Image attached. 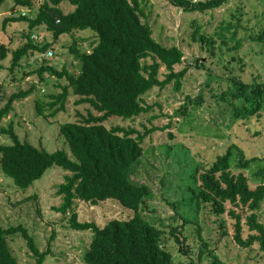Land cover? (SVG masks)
Masks as SVG:
<instances>
[{
    "label": "trees",
    "instance_id": "trees-1",
    "mask_svg": "<svg viewBox=\"0 0 264 264\" xmlns=\"http://www.w3.org/2000/svg\"><path fill=\"white\" fill-rule=\"evenodd\" d=\"M5 1L0 0V5ZM65 1L74 5L69 12L62 7ZM168 1L187 12H204L221 7L228 0ZM36 2L14 0V6L32 9ZM143 14L142 0H46L35 16L26 13L6 19L26 21L29 26V32L25 34L27 42L12 52V70L30 51L47 52L52 46L46 38L42 41L33 38L34 30L39 31V27L44 26L51 32L54 41L64 34L72 35L70 50L81 62L78 73L65 66L59 69L46 59L37 69L40 77L47 73L68 81L61 85V92L51 96L53 101L46 104L54 109L52 114L55 115L66 109L70 95L75 94L78 96L77 104L90 103L99 112L96 114L90 110L87 115H81L80 121H67L60 125L70 152L66 149L50 151L22 139L13 121L8 127H0L1 132L12 140L10 144L0 143V169L13 179L18 188H29L54 165L68 171L57 188L62 202L54 208L63 214H70L69 223L73 229L93 232L91 243L84 253V264H180L164 246L166 230L150 222L142 213V207L153 194L151 186L137 183L131 177L145 152L143 142L146 136L157 127L140 131L132 126L118 124L108 127L104 123L111 117L134 119L149 111L152 105L146 102L144 96L154 87L163 89L171 83L176 90H181L190 69L189 64L177 69L184 62L185 52L178 46H166L158 41L151 25L143 21ZM232 26L228 23L222 27L231 30ZM201 29L202 26L196 24L193 40H199L214 55L217 40ZM85 30L93 31L98 37L91 51L83 49L76 36ZM218 35L224 36L223 33ZM236 35L235 30L233 38ZM251 36L255 41L264 42V29ZM241 45L242 41L237 40L236 46ZM9 53V46L0 43V62ZM201 60L197 59L198 67L204 66L199 64ZM162 67L166 72H161ZM225 68L228 72L223 75L210 70L211 75L225 77L231 83L219 95L221 100L231 104L236 119L243 122L253 118L260 120L264 110V82L245 81L239 69L234 68L237 69L234 72L228 65ZM32 91L33 87L10 95L6 104L0 107V124L14 109L15 100L27 97ZM46 104L37 102L42 115H45ZM261 159L257 155L248 156L245 149L232 143L194 173L196 187H192L191 198L197 202L198 208L209 204L218 216L228 215L232 221L233 238L242 248H250L258 242L264 249V168L256 173L262 180L255 186L245 172L253 162ZM77 199L92 205L114 199L134 214L128 219H111L101 226L95 221L80 219L74 209ZM185 223L171 225L170 228L183 256L192 251ZM220 227L223 234H228L225 219L221 220ZM14 234H21L26 239L35 264L45 263L50 249L42 250L28 227L23 224L6 227L0 223V264H18L8 240ZM209 244L203 241L206 249ZM204 252L201 249V255ZM209 254L214 258V264H225L213 253V249Z\"/></svg>",
    "mask_w": 264,
    "mask_h": 264
},
{
    "label": "rangeland",
    "instance_id": "rangeland-1",
    "mask_svg": "<svg viewBox=\"0 0 264 264\" xmlns=\"http://www.w3.org/2000/svg\"><path fill=\"white\" fill-rule=\"evenodd\" d=\"M44 1L37 0L32 9L14 6V0H6L0 5V43H5L10 49L8 57L0 62V107L6 104L11 94L33 87L30 95L15 100L14 109L3 119L0 127H8L13 121L22 139L50 151L66 149L70 152L60 125L67 121H80L81 115H87L90 110L96 114L99 112L90 103L77 104L78 96L71 94L66 109L53 115L54 109L46 103L53 101L51 96L61 92V85L68 81L47 73L40 77L37 69L46 59L59 69L65 66L78 73L81 62L70 50L73 36L64 34L54 41L51 32L44 26L39 27V31L34 30L33 34L52 42L49 50L55 51L53 58L48 59L46 52L30 51L19 66L14 70L10 68L12 52L27 42L25 34L29 32V26L26 21L6 19L25 13L35 16ZM142 1V19L151 25L154 37L166 46L175 45L185 52L184 62L177 69L190 65L181 90H176L172 83L163 89L154 87L144 96L152 105L149 111L134 119L116 116L104 122L108 127L119 124L140 131L157 127L146 136L143 142L145 152L131 174L135 182L149 184L153 190L151 198L142 207V213L150 222L166 230L164 246L180 264H214L210 249L225 264H264V249L260 243L242 248L233 238L232 221L228 215L218 216L209 204L198 208L197 202L191 198L192 187H196L195 171L223 153L232 143L245 149L248 156L262 158L245 170L252 186L264 177L256 175L259 169L264 168V110L260 120L253 118L243 122L236 119L231 104L219 96L230 86V81L210 74L212 70L223 75L228 72L225 68L228 65L231 71L239 69L245 81L264 82V42L255 41L251 36L264 29L263 0H228L221 7L204 12H187L168 0ZM62 7L69 12L74 5L65 1ZM228 23L233 24L231 30L222 27ZM196 24L202 26V32L213 35L217 40L214 55L199 40H193ZM235 30L237 35L233 38ZM218 33L224 36L220 37ZM76 36L80 46L87 51H91L98 42V37L91 30L78 32ZM237 40L242 41L240 47L236 46ZM234 57L235 61L232 60ZM198 58L203 59L199 64L204 66H197ZM161 72H166L165 67ZM38 101L46 104V116L39 113ZM11 142L10 136L0 130V143ZM67 173L54 165L24 190L0 169V223L6 227L18 224L28 227L38 246L42 250L50 249L44 264H84V253L93 237L91 230L73 229L69 223L70 214L54 208L62 202L57 188ZM74 209L81 220L95 221L101 226L111 219H128L134 214L114 199L97 205L77 199ZM223 219L226 220L228 234L222 233L220 222ZM185 221L184 229L192 251L183 256L170 228ZM8 240L18 264L36 263L21 234L9 236ZM203 241L210 243L207 249L203 247ZM201 249L205 250L202 255Z\"/></svg>",
    "mask_w": 264,
    "mask_h": 264
},
{
    "label": "built area",
    "instance_id": "built-area-1",
    "mask_svg": "<svg viewBox=\"0 0 264 264\" xmlns=\"http://www.w3.org/2000/svg\"><path fill=\"white\" fill-rule=\"evenodd\" d=\"M25 14H26V13H25ZM33 38H34L35 40H37V41H42V40H43L41 36H38V34H34V35H33ZM46 53H47V54H46V57H47L48 59H52L53 56H54V54H55V51H54L53 49H50V50H48Z\"/></svg>",
    "mask_w": 264,
    "mask_h": 264
}]
</instances>
